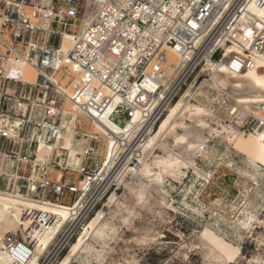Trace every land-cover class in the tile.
<instances>
[{
    "label": "built area",
    "instance_id": "obj_1",
    "mask_svg": "<svg viewBox=\"0 0 264 264\" xmlns=\"http://www.w3.org/2000/svg\"><path fill=\"white\" fill-rule=\"evenodd\" d=\"M250 4L264 8V0H0V192L71 209L79 203L39 264H53L139 165L147 138L196 73L223 64L239 75L264 65V22ZM227 49L234 51L226 56ZM22 65L33 69V83L23 80ZM210 106L224 112L218 101ZM107 111L120 127L136 116L134 129L97 134V116ZM232 120L242 132L264 128L254 117ZM65 134L73 153L60 145ZM40 144L54 149L37 162ZM23 217L34 227L54 222L30 208ZM3 243L28 259L31 247L18 235L5 234Z\"/></svg>",
    "mask_w": 264,
    "mask_h": 264
},
{
    "label": "rangeland",
    "instance_id": "obj_2",
    "mask_svg": "<svg viewBox=\"0 0 264 264\" xmlns=\"http://www.w3.org/2000/svg\"><path fill=\"white\" fill-rule=\"evenodd\" d=\"M207 74L196 73L181 94L192 83L195 90L209 79ZM217 96V90L202 86L190 105L208 107ZM243 113L233 115L235 124L250 116ZM224 114H217L220 120L203 115L204 125L189 119V114L180 118L176 134L185 143L173 136L166 139L179 160L170 167L158 164L171 162L173 156L156 149L146 161L147 173L130 172L125 183L111 190L83 223L102 210L100 234L88 239L70 264H264V169L252 167L232 149L228 137L241 130L233 116L227 119ZM188 130L203 138L195 153L187 147L186 142L193 143ZM32 229L42 230L31 225L16 234L30 238L34 249Z\"/></svg>",
    "mask_w": 264,
    "mask_h": 264
},
{
    "label": "bare ground",
    "instance_id": "obj_3",
    "mask_svg": "<svg viewBox=\"0 0 264 264\" xmlns=\"http://www.w3.org/2000/svg\"><path fill=\"white\" fill-rule=\"evenodd\" d=\"M248 12L253 15L254 20H263L264 22V8H258L254 4H250ZM70 38L65 36L63 41V51H65L69 45ZM233 49H227V54L233 52ZM170 59L172 56L169 55ZM24 66L28 68H24ZM73 74L79 77L80 81H85V75L75 67L70 68ZM21 76L24 81L33 83L35 80V73L33 69L28 65L20 66ZM208 72V80L203 81L194 90L193 83L179 96V98L169 107L167 113L161 119L156 130L147 138L144 146L142 147V159L139 162L137 170L131 169L129 172L147 173L148 165L147 159L153 155L156 149H161L165 152L172 154L173 160L171 162L157 161L158 164H164L171 166L179 160V157L173 154L168 148L166 139L173 136L175 139L184 141L185 138L177 136L176 128L180 126L178 121L184 117L185 114H189V119L197 120L199 124H203L202 116L209 115L212 119H218L217 113L211 108V106H204L199 103L197 106H191L190 101L194 99L197 91L202 87L213 88L219 92L217 96L219 106L224 104V112L229 119L235 115L238 111L242 110L243 114H248V117H254L264 120V65L257 63L255 68L243 71L239 75H230L226 72L224 65L217 71L202 70L201 73ZM226 85L227 89L224 90L223 86ZM192 108V110H191ZM110 112L107 111L103 115H98L97 121L94 124L93 130L97 134L108 135H120L134 129L136 123V116L131 120H127L125 127H120L113 123L109 118ZM246 117V118H248ZM245 118V119H246ZM244 119V120H245ZM220 120V119H218ZM204 125V124H203ZM228 133V132H227ZM186 134L189 135L193 143H187L192 153L198 151L197 143H202L203 138L200 132L196 130H188ZM229 142L232 145V149L237 153L245 157L250 165L254 168L264 169V128H258L254 132H231L228 137ZM62 143L61 147L74 152L73 143L69 134L61 135ZM183 143V142H182ZM59 145V141L56 142L55 147ZM108 146L105 148V156L108 153ZM54 147L40 144L37 151V162L42 161L43 158L50 156ZM173 162V163H172ZM183 165H191L190 163L181 160ZM130 176V175H129ZM206 177V176H205ZM126 179H123L119 185L125 183ZM115 196L112 193L108 198L110 203ZM35 209L43 214H49L53 216V224L47 226L40 225L35 226L36 229L31 230L32 240H35L34 249H29V257L27 260H22V252L17 251L13 256L9 255L5 250L3 238L5 234L12 233L17 235L19 230L23 233L30 229L32 223L31 219L26 217L27 221H22L24 209ZM79 203L74 207H66L52 204H38L29 199H25L21 196L11 195L7 192H0V264H39V260L45 256L50 245L57 234L62 229L63 225L72 218L73 215H78ZM103 219L102 210H97L94 215L83 225L81 232L77 234L75 240L70 244L66 255L57 264H70L72 259L84 248L87 247V241L92 236L100 234V224ZM34 227V226H33ZM20 236V233H19ZM28 236V234H27ZM22 241L30 245V238L23 239ZM20 261H18V259ZM49 258H46L47 262Z\"/></svg>",
    "mask_w": 264,
    "mask_h": 264
}]
</instances>
